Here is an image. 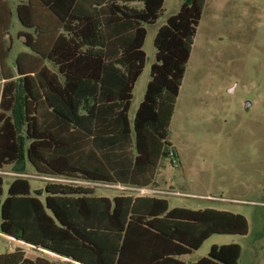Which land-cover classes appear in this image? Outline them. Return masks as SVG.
<instances>
[{
	"label": "trees",
	"instance_id": "16d2710c",
	"mask_svg": "<svg viewBox=\"0 0 264 264\" xmlns=\"http://www.w3.org/2000/svg\"><path fill=\"white\" fill-rule=\"evenodd\" d=\"M206 2L183 0L159 27L156 60L131 121L135 85L147 62V25L157 22L165 0H22L17 16L27 30L18 38L30 52L16 57L17 79L6 72L12 11L0 0V171L23 156L19 118L27 159L38 174L157 187L161 160L171 151L179 159L169 128ZM39 191L18 176L2 198L0 174V233L31 250L0 253V264H240L243 248L236 242L214 244L194 262L182 257L214 234L247 235L250 228L242 213L171 208L164 196L109 197L67 182ZM45 251L64 259H48Z\"/></svg>",
	"mask_w": 264,
	"mask_h": 264
},
{
	"label": "rangeland",
	"instance_id": "374dc122",
	"mask_svg": "<svg viewBox=\"0 0 264 264\" xmlns=\"http://www.w3.org/2000/svg\"><path fill=\"white\" fill-rule=\"evenodd\" d=\"M6 1L12 10L10 34L14 45L9 62L13 64L21 51L29 50L18 38V32L27 29L17 16L21 0ZM182 2L165 0L157 22L147 25V62L135 87L131 114L144 99L150 80L151 65L156 60V33ZM137 5L142 7L141 2ZM16 121L23 156L0 171L4 176L2 198L14 178L9 169L22 168L35 194L49 182H67L92 186L96 194L109 197L120 193L164 196L171 208L213 207L242 213L249 221L247 235L214 234L184 259L194 262L207 256L214 244L236 242L243 248L240 264H264V0H207L169 128L168 138L178 152L179 166L172 167L170 160L163 158L155 188L138 190L40 175L27 159L24 124L19 118ZM21 246L31 251L26 244L0 233V253ZM43 255L51 260L64 259L47 251Z\"/></svg>",
	"mask_w": 264,
	"mask_h": 264
},
{
	"label": "crops",
	"instance_id": "0c3cea01",
	"mask_svg": "<svg viewBox=\"0 0 264 264\" xmlns=\"http://www.w3.org/2000/svg\"><path fill=\"white\" fill-rule=\"evenodd\" d=\"M22 1V0H21ZM16 10H17V8H16ZM12 11V10H11ZM20 31H22V30H20ZM12 38L13 39V36L9 33V35H7L6 37H5V47H7V46H9L10 45V40H9V38ZM23 39V38H22ZM13 45H14V39H13ZM12 49H13V47H12ZM29 49V48H28ZM12 51V50H11ZM21 52H30V50H28V51H21ZM20 52V53H21ZM19 53V54H20ZM11 54V53H10ZM18 54V55H19ZM16 60V59H15ZM15 60H14V62H13V64H10V62H9V59H8V61H7V66H8V71L6 70V72H8L7 74H13L14 75V79H17V78H19L20 76L17 74V72H16V69H15ZM46 64H47V66L51 69V70H53L54 72H57V67L53 64V63H51L50 61H46ZM14 66V67H13ZM4 83H5V80L3 79L2 80V77L0 76V101H1V97H2V92H3V87H4ZM136 84H137V82H136ZM19 87H20V85L18 84V86H17V89H19ZM135 87H136V85H135ZM135 91V90H134ZM134 99V98H133ZM132 106H133V102H132V105H131V109H130V111H129V116H130V119H131V121H133V119H134V116H135V113H136V111H137V108L139 107V105H138V107L134 110V113L133 114H131L130 112H131V110H132ZM10 166V165H9ZM12 166V165H11ZM25 169H9V173L11 174V175H13L14 176V178L15 177H18V176H25V177H27L28 176V174L26 175V174H24L23 173V171H24ZM37 177L39 176V175H36ZM13 178V179H14ZM12 179V180H13ZM11 180V181H12ZM10 181V182H11ZM9 182V183H10ZM93 183H95V184H99V185H103L104 183H97V182H93ZM131 188H134V189H138V190H141L139 187H131ZM144 189V188H143ZM150 189H152V188H150ZM153 191H155V192H160V193H163V190H159V189H154ZM8 238H11V239H14L13 237H10V236H8ZM14 240H16V239H14ZM16 241H18V242H20V243H23L22 241H19V240H16ZM47 252H49V251H47ZM50 253H52V252H50ZM52 254H54V253H52ZM54 255H56V254H54ZM58 256V255H57ZM60 257V256H59ZM184 257L185 256H183L182 258L184 259ZM61 258V257H60ZM185 260V259H184Z\"/></svg>",
	"mask_w": 264,
	"mask_h": 264
},
{
	"label": "built area",
	"instance_id": "2783aa9c",
	"mask_svg": "<svg viewBox=\"0 0 264 264\" xmlns=\"http://www.w3.org/2000/svg\"><path fill=\"white\" fill-rule=\"evenodd\" d=\"M169 160H170V166H172V167L179 166V160H178L174 151L170 152ZM140 189L142 190L143 188H140Z\"/></svg>",
	"mask_w": 264,
	"mask_h": 264
},
{
	"label": "water",
	"instance_id": "95a60500",
	"mask_svg": "<svg viewBox=\"0 0 264 264\" xmlns=\"http://www.w3.org/2000/svg\"><path fill=\"white\" fill-rule=\"evenodd\" d=\"M251 105V103L249 101H247V107H249Z\"/></svg>",
	"mask_w": 264,
	"mask_h": 264
},
{
	"label": "flooded vegetation",
	"instance_id": "af4514ba",
	"mask_svg": "<svg viewBox=\"0 0 264 264\" xmlns=\"http://www.w3.org/2000/svg\"><path fill=\"white\" fill-rule=\"evenodd\" d=\"M249 107H250V106H249ZM249 107H248V108H249Z\"/></svg>",
	"mask_w": 264,
	"mask_h": 264
}]
</instances>
